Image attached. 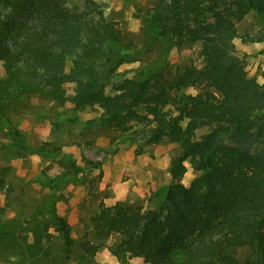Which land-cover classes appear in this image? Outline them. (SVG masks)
<instances>
[{
	"label": "trees",
	"instance_id": "1",
	"mask_svg": "<svg viewBox=\"0 0 264 264\" xmlns=\"http://www.w3.org/2000/svg\"><path fill=\"white\" fill-rule=\"evenodd\" d=\"M83 1L81 9L66 0H0V126L8 145L18 156L28 151L11 116L31 113L33 98L96 106L101 116L93 122L118 131L146 116L155 126L149 142L179 145L170 184L155 208L99 206L92 234L118 235L114 255L147 264H264V77H249L232 55L237 24L248 14L264 33V0H155L143 30L159 57L131 78L117 70L141 47L93 0ZM183 44L199 45L203 67L184 65L172 78L164 58ZM186 163L200 172L188 186L181 182ZM78 172L60 171L44 185L55 195ZM49 214L70 245L67 222L53 205Z\"/></svg>",
	"mask_w": 264,
	"mask_h": 264
},
{
	"label": "rangeland",
	"instance_id": "2",
	"mask_svg": "<svg viewBox=\"0 0 264 264\" xmlns=\"http://www.w3.org/2000/svg\"><path fill=\"white\" fill-rule=\"evenodd\" d=\"M66 1L69 8L84 6L83 0ZM154 1L93 0L127 40L141 47L132 62L118 68L120 78L135 77L139 68L153 67L159 57L158 46L144 43L143 23ZM198 50L199 45L194 44L169 50L163 62L166 73L175 78L188 64L199 71L203 60ZM232 51L248 76L262 83L264 33L254 13L237 24ZM0 76H4L1 64ZM188 92L195 94L196 90ZM30 103L31 113L11 116L28 146L23 156L8 145L5 128L0 126V264H147L142 258L114 255L119 236L97 239L91 232L90 218L99 206L117 202L144 210L155 208L170 184L168 169L179 145L166 138L149 142L148 131L155 126L146 116L118 131L93 122L101 116L96 106L74 109L71 103L60 107L37 98ZM185 166L181 182L188 186L200 172L188 163ZM79 169L60 191L49 194L44 185L47 177ZM52 205L69 226L70 245L65 244L49 214Z\"/></svg>",
	"mask_w": 264,
	"mask_h": 264
}]
</instances>
